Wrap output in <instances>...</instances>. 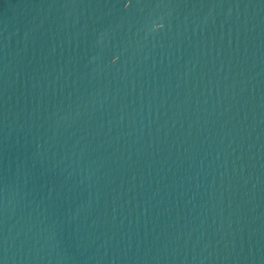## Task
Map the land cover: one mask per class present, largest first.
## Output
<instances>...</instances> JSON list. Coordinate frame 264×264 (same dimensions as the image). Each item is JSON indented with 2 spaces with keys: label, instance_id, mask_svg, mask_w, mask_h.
Masks as SVG:
<instances>
[{
  "label": "water",
  "instance_id": "95a60500",
  "mask_svg": "<svg viewBox=\"0 0 264 264\" xmlns=\"http://www.w3.org/2000/svg\"><path fill=\"white\" fill-rule=\"evenodd\" d=\"M0 264H264V0H0Z\"/></svg>",
  "mask_w": 264,
  "mask_h": 264
}]
</instances>
